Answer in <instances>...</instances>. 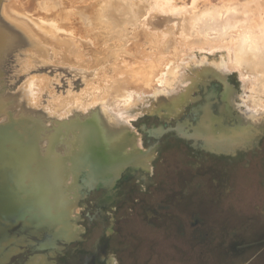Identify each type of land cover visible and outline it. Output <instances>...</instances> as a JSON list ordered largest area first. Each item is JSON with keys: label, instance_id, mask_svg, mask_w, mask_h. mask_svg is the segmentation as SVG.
I'll return each instance as SVG.
<instances>
[{"label": "rangeland", "instance_id": "obj_1", "mask_svg": "<svg viewBox=\"0 0 264 264\" xmlns=\"http://www.w3.org/2000/svg\"><path fill=\"white\" fill-rule=\"evenodd\" d=\"M161 1L0 0V264H264V0Z\"/></svg>", "mask_w": 264, "mask_h": 264}, {"label": "bare ground", "instance_id": "obj_2", "mask_svg": "<svg viewBox=\"0 0 264 264\" xmlns=\"http://www.w3.org/2000/svg\"><path fill=\"white\" fill-rule=\"evenodd\" d=\"M15 1V0H14ZM157 1V0H156ZM164 1V0H163ZM169 1V0H168ZM30 2V1H29ZM161 0H160V5H161ZM167 2V1H166ZM31 4V3H30ZM159 6V5H158ZM157 6V7H158ZM164 6H165V4H164ZM3 7V6H2ZM14 7V6H13ZM28 7H30V6H28ZM161 7V6H160ZM159 8V7H158ZM161 8H163V7H161ZM2 11H3V8H2ZM2 11H0L1 13H2ZM3 14V13H2ZM4 14L5 15H8V14H6L5 13V11H4ZM17 14V13H16ZM2 16H4V15H2ZM10 17H11V15H9ZM6 17H8V16H6ZM9 17V18H10ZM26 17V16H25ZM12 18V17H11ZM22 19H23V17H21ZM28 18V17H27ZM15 19H18V16L16 17H14V19H13V21L15 20ZM26 19V18H25ZM25 19H23L24 21H21L20 20V22H25L24 24H27V26L26 27H23V29H16L15 27H12V26H8V24H4V26H1L0 27V35H2V36H5V35H9L10 36V34L12 33V35L10 36V37H13L14 39H17V40H19V41H25V42H27V43H33L34 45H36V46H39V44H41V41L39 40V39H36L33 35H30L29 33H28V31H26V30H32V28H31V26L33 25V23H35V21H32V19H26V21H25ZM16 22H18V20H16ZM20 22H18L19 24H20ZM26 22H28V23H26ZM24 24H23V26H24ZM34 26V25H33ZM35 26H37V25H35ZM40 27V26H39ZM38 27V30L36 29V31H37V33L38 34H41L42 36H43V33L45 32H43L42 33V31H41V33L40 32H38L39 31V29H41V30H43V28H39ZM44 27H46V26H44ZM35 28V27H34ZM49 29V28H48ZM25 30V31H24ZM24 31V32H23ZM33 31H35L34 29H33ZM47 33V32H46ZM46 33H44V34H46ZM47 36H48V34H46ZM68 35V34H67ZM10 37L8 38V39H10ZM33 40V41H32ZM38 42V43H37ZM64 56V55H63ZM44 76V75H43ZM38 78V77H37ZM43 78V77H42ZM41 78V79H42ZM40 79V78H39ZM44 79V78H43ZM125 79V78H124ZM41 81V80H40ZM132 81V80H131ZM130 81V82H131ZM48 82V81H47ZM36 83V82H35ZM35 83H33L32 82V84H30L31 85V87L32 86H35L34 84ZM38 83H40V82H38ZM135 83V82H134ZM133 84V83H132ZM37 85H39V84H37ZM138 86V85H137ZM30 87V86H29ZM31 87H30V89H31ZM35 88V87H34ZM23 91V90H22ZM25 91L27 92V90L25 89ZM28 92H30L29 90H28ZM24 93V92H23ZM27 95H29V94H27ZM21 97V96H20ZM19 97V98H20ZM30 97H32L31 96V94H30ZM93 97V96H92ZM22 98H23V95H22ZM94 98V97H93ZM24 99V98H23ZM28 99H29V97H28ZM33 100V99H32ZM22 102V101H21ZM96 102V101H95ZM86 103V102H85ZM108 103V102H107ZM17 104V103H16ZM105 106H107V105H105ZM104 106V107H105ZM109 106V105H108ZM50 107H52V106H50ZM13 111V110H12ZM69 113V112H68ZM90 112H88V114H89ZM70 114V113H69ZM61 116V115H60ZM69 116V115H68ZM114 119V118H113ZM69 121V120H68ZM122 123V122H121ZM124 125V124H123ZM95 127H97L96 129H94L93 128V126L91 127V123H87V124H84V126H82L81 127V125L79 126L80 127V130H79V132H78V135H77V145L78 146H82V145H85V147H86V145L88 146V147H92L93 146V148H94V150H96L97 149V151H98V153H101V155H103V154H106L107 153V151H108V146H107V143H109L110 144V146L112 147H115V148H117V146H116V143H115V141H113V139H110L108 136H105V133L99 128V126H97V125H94ZM117 126H119V127H121L120 126V124L119 125H116V127ZM94 129V130H93ZM92 133H93V135H92ZM104 136L107 138V140L105 141V139H104ZM65 137V136H64ZM6 140H8V138L6 139ZM7 142V141H6ZM12 142V141H11ZM14 149V148H13ZM16 149V148H15ZM65 148H59V150H64ZM79 149V148H78ZM118 149V148H117ZM70 150V149H69ZM30 151V150H29ZM16 152V151H15ZM26 153V152H25ZM18 158V157H17ZM104 159V158H103ZM97 160V159H96ZM97 161H101V160H97ZM104 162V161H103ZM9 163V162H8ZM4 164V163H3ZM22 164V163H21ZM24 164V163H23ZM58 164V163H57ZM105 164V163H104ZM5 165H6V161H5ZM4 166V165H3ZM11 165H9V167H10ZM30 167V166H29ZM7 168V167H6ZM5 168V169H6ZM28 168V167H27ZM17 169V168H16ZM9 170H11V168L9 169ZM4 172V171H3ZM7 172H9V171H7ZM6 172V173H7ZM4 174V173H3ZM72 174H74L73 172H72ZM63 175V174H62ZM60 176L59 178L61 179V177H64V176ZM9 176V175H8ZM71 176V175H70ZM74 176V175H73ZM72 176V177H73ZM48 177V176H47ZM18 178V177H17ZM59 179V180H60ZM69 179V178H68ZM67 179V180H68ZM70 179H72V178H70ZM76 179V178H75ZM12 180V179H11ZM18 180V179H17ZM54 180H57V183L56 184H58V179L57 178H54ZM69 182H71V180H69ZM72 182H73V180H72ZM60 183V182H59ZM73 183H75V182H73ZM67 184H69V183H67ZM71 184V183H70ZM59 185V184H58ZM67 187H69V186H67ZM71 187V186H70ZM28 191V190H27ZM70 193H72V192H70ZM3 197H4V199H3V201H2V206H5V207H7L8 209H10V211H11V209L15 206V203L18 201V197H17V194H16V191L14 190L13 191V189H12V187H11V191H8V188L6 187H4V194H3ZM70 197H71V195H70ZM27 202V201H26ZM59 203V202H58ZM57 203V204H58ZM58 207H60V206H58ZM78 210V209H77ZM42 258H43V256H42ZM36 260H40V256L39 255H37L36 257H35V260L33 259L31 262H29L28 264H33V263H35V261ZM42 260V259H41ZM41 260L39 261L41 264H42V262H43V260H44V258H43V260H42V262H41ZM39 262H36L35 264H40ZM44 263V262H43Z\"/></svg>", "mask_w": 264, "mask_h": 264}]
</instances>
